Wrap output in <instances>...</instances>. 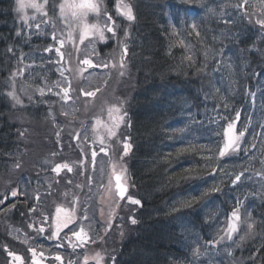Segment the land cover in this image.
<instances>
[{"label": "trees", "instance_id": "trees-1", "mask_svg": "<svg viewBox=\"0 0 264 264\" xmlns=\"http://www.w3.org/2000/svg\"><path fill=\"white\" fill-rule=\"evenodd\" d=\"M216 1L131 0L136 19L130 32L128 63L139 85L130 97L128 171L143 206L137 211L139 224L133 228V235L120 242L121 247L116 249V264H187L184 256L189 258L195 228L206 227L204 210L211 218L217 204L227 206V194H230L227 177L221 185L220 200H216L217 195L209 198L210 194L200 197L191 206L182 203L189 194L213 183L219 184V176L213 179L209 172L212 167L218 168L220 164L224 167L227 162L219 160L205 167L206 150L215 151L219 138L211 131L216 125L209 124L205 115H199L203 107L216 106L221 101L219 96L227 93L225 99L232 107L231 116L228 108L225 116L234 118L235 111H240L244 126L255 127L258 137L264 135V79L261 74L254 75L261 70L258 68L262 58L248 51L254 43L262 45L264 41H254L259 34L250 27L249 36L244 33L238 38L242 46L236 43L224 30L241 31L239 24H235L237 13H232L233 9L228 8L226 2ZM238 2L234 0V4ZM13 3L14 0H0V178L14 182L17 177L11 168L20 162L21 148L13 112L8 100L2 97L13 52L21 46L16 35ZM200 3L208 8L207 12L198 6ZM199 14L203 16L195 23L200 32L197 37L185 18ZM211 15H214L213 20L209 19ZM219 16L228 19L231 16L233 22L229 25L218 22L215 18ZM169 23H172L171 28ZM178 40L190 45L191 50L175 44ZM9 47L12 52L7 51ZM243 47L244 55L240 57L242 53L238 48ZM209 49L207 66L198 71L205 63L203 52ZM188 54H193L196 60L193 67H188L187 61L182 62ZM213 86L220 89L216 98L212 96ZM255 90L262 92L260 110L258 105L252 107L247 95ZM28 112L32 117L38 115L26 110ZM209 117L218 118L215 113H210ZM178 128L184 131L177 132ZM263 158L264 154L259 153L245 168L254 169L256 175L264 172ZM189 166H192L190 170H186ZM189 176L192 178H187ZM257 212L264 221V204ZM4 229L7 236L9 226L7 230L0 226V232ZM259 232L251 242V247L258 250L255 264L264 262V247L259 248L264 244L261 239L264 224L260 223ZM254 250L250 253L255 254Z\"/></svg>", "mask_w": 264, "mask_h": 264}, {"label": "rangeland", "instance_id": "rangeland-1", "mask_svg": "<svg viewBox=\"0 0 264 264\" xmlns=\"http://www.w3.org/2000/svg\"><path fill=\"white\" fill-rule=\"evenodd\" d=\"M39 2L43 3L44 0H39ZM63 2L64 0H56L55 15H53V12L51 11L53 0H48V4L45 6V11L48 12V16H44L42 12H36L35 9H27L28 15L30 17L32 16L36 17L35 21L29 20V23L33 25V27L29 29L28 24H25L23 21H21L19 19V14L15 12L16 4L14 0V16L16 17L17 25H18L17 31L22 29V34L19 36V41L21 46L15 52V55L13 54L12 73L9 76V79H7L6 81V95L7 98L9 99L8 102L11 107V112H13V116H12L14 120L13 124L16 126V130L19 135L18 141L20 144L21 153H20V163L16 164L19 165V167H16V165H14L12 166L11 171L12 173L16 174L15 176L20 179V182L22 184L25 183V177L29 179L31 183L30 190L32 192V196L39 198L37 202L38 201L44 202L49 197L51 190L53 189L52 182L55 179L54 180L52 179H53V175L54 177L56 176V172L52 171V167L55 165L56 160L58 162L68 163L75 170L79 169V167L76 165L78 161V157H75V153L77 150H79L77 149V147H79L78 137L81 134L82 130L84 128L86 130L89 129L90 133H92L93 137H95L93 131V129L95 128V120L99 118L103 123L110 124L111 121L109 120V116H108V108L113 105L119 106L122 103L123 110H126V112L129 114L131 94L134 92V90L138 88L139 85L136 77L132 74L131 70L129 69V64L127 62L126 57H125V62L127 68L124 71V75L121 76L119 74V72L121 71L119 67L113 68L111 66L114 61L118 62L120 60L122 46L127 45L128 48L129 31H131L132 29V23L134 24V21L130 22L126 18L117 15L115 9L116 0H106V3H103V8L107 9L108 14L112 15L113 19L116 21V24L119 26L117 28V40L110 39L109 50H106V52L99 50L102 58L108 63L109 65L108 67L87 69L86 71H83V73L81 74V68H86V66L82 65L80 63V60L76 59V52L73 57L67 55L72 50L75 51L74 47L69 52H66L65 59L62 61L63 67H61L60 64H57L55 67H53L51 64H47L41 61L40 59H32L29 57L28 54L32 53L33 49L36 48V46L51 45L53 43L50 35L48 36L35 35V33L38 32L39 30L35 29L34 25L36 23H41V21H43V23H41V28L44 29L46 33L53 31L51 25L55 23L57 25V28L59 29V31L56 32V35L59 37V39L66 40L67 43L72 45L70 41H67L68 32L71 31L73 33V36H76V34L79 32V29L76 27L70 12L67 17L60 16L59 4ZM125 2L131 4V0H125ZM261 5H264V0H248L247 6H251L253 10L251 9L245 10L244 8H242L243 11H245L244 14L246 16L245 15H241L240 17L238 16L236 21L242 20L245 17H250L251 22L253 24L257 19L264 18V14H262V9L264 7H261ZM202 16L203 14H199L196 16L190 15L186 17L190 21V25H192L193 23H196V21H198L200 18L202 20ZM92 17L93 14H90L89 16L90 22H93ZM241 17L243 18L241 19ZM69 25H71V28L69 27ZM254 28L255 30L258 31L259 35L264 36V29H262L256 23ZM224 31H226L227 33L229 32V37L232 36V38L235 39V42L240 44L238 38L243 37L244 35L243 31H239L238 29L231 32L227 30ZM125 34H127L126 38H125ZM107 35L109 37L111 36L110 33H108ZM29 36L31 37L30 40H28ZM117 41H121L122 44H118ZM85 44H88V41H86ZM254 44L255 45L248 48V51H251L252 53L258 55V57L262 58L261 66L258 69H261L259 75L261 74L264 79V43L262 45H259L258 43H254ZM78 46L81 49H83L84 47L82 45H78ZM238 49H240L242 53L240 55L241 57L242 55H244V51H245L244 47ZM62 51H64V49H62ZM37 55L38 56L43 55L47 57L50 54L47 52H42V53H37ZM21 56L23 57L22 62L19 59ZM222 57H224V54H222ZM95 60L96 58L93 57V61ZM245 62H247V60ZM28 65H32V66L28 67ZM57 68H59L60 71L63 72V76L60 75V71L56 70ZM45 78L47 80V83H45ZM56 81H60L61 87L67 86V82L71 83L72 91L69 92V95L72 97V99L68 101H64L61 99V96L55 94L56 92L60 91V89L55 86ZM26 85H30V87H26ZM38 88H43L45 90L44 96L40 95V93L37 91ZM49 89H51V91H49ZM81 89H83V91ZM11 91L15 92V95L19 99L20 103H17L16 100H14L11 96L8 95V93ZM87 91H94L96 92V95L94 97L85 96L84 92ZM250 93H254L255 95V101L253 103V101L250 98V95L247 93L252 107L258 105V110H260L262 106L260 95L262 94V92L255 90L254 92H250ZM223 96L226 99L228 98L227 93H224ZM259 104L261 106H259ZM222 105L223 102L219 101L214 107L219 109L222 115H225L226 110L223 109ZM214 107L211 106L203 107L201 109V114L199 115H205L206 117H209L210 113H215L213 111ZM231 107L232 106L228 105V113L230 116H231V112H230ZM26 110L34 111V113L38 115L32 117L33 114H31L30 116L29 112L26 113ZM64 113H67V115H64ZM126 121H127V117H126ZM242 126H244V123L242 122V119H240L238 128ZM244 127H247V134L244 137V141L246 143L241 144L242 151L237 155L231 157H225L222 160L227 159L226 160L227 162L225 164L226 166L224 165V170L226 171L231 172L233 169H235V171L238 172L242 169H247V171L245 172V176L241 178L243 182L240 189L241 193H244L245 195L247 193L248 197H252L253 199L256 198L258 199L262 195H264V176H262L264 172H260L259 174L256 175L253 172L254 169L251 170L248 167L252 163V160H254L253 157L255 158L258 157L259 153L264 154V151L261 150L262 147H264V135H260V137H258L259 133L256 132L257 129H255V127H249L248 125ZM99 131L101 134L105 135L104 144L109 143V145H112L110 149L105 147L108 151L109 156L112 157L114 160H116L119 164H122L123 167L127 169L126 175L127 177H129V172H128L129 154L127 156H124L122 160L120 159V157L123 155L121 149L123 147L124 138H120L119 140L116 141V144L119 145V147H116V144H113V139L115 138L107 137L103 127H100ZM123 131H124V126L122 125L117 133V136L119 137L120 132ZM127 135H129L128 129H127ZM253 137H255V139H253ZM249 143H255L256 147L251 148L249 152H244L243 148L248 146ZM72 144L75 146L77 150L72 148ZM89 145H91L92 150L93 149L96 150L97 149L96 147H100V144L97 140L96 141L91 140L89 142ZM113 149H115V151ZM100 155H102V153H99L97 155L96 162L98 161ZM262 161H264V158ZM246 165H248V167L245 168ZM92 168L93 166H91V169ZM263 168H264V164H263ZM40 170L44 171L45 174L44 175L40 174V176H37L36 173L39 172ZM44 177L48 179L50 184L48 185L42 184L43 181L44 182L46 181L43 179ZM256 177H260L262 179V182L261 180H257L258 178ZM37 179H39V181L35 182ZM8 180L9 178L6 179L0 178V201L3 197L7 195V193L4 194V192H6L7 190V187H5L4 184L5 183L7 184ZM129 186L130 189L128 195L125 196L126 198L122 201V203H120V206L117 209V214L122 212V217L120 218V220L118 217H116L117 214L114 216L109 215V210L107 211L105 209V206L110 202V200L106 202L101 195H98L97 199L92 201V205L87 211L88 229L89 230L91 229V232L95 236L97 233L103 236L104 243L101 244L99 240L97 243L99 253L104 256L103 264H112L111 257L116 252V249H118L117 247L119 248L121 247L120 244L121 240H124L125 238H128L131 235H133V228L135 227V225L134 226L132 225L129 217H134L135 211H137L140 208V206L132 205L128 202V196H132L133 198L138 199L135 189H133L131 184H129ZM42 187H46V193L44 195L38 194V190ZM13 191L15 190H11L9 193H12ZM41 191L42 190L40 189V192ZM213 195H219V193H214ZM107 198H111V197H107ZM55 199L56 197L53 196L52 201L50 203H51V207L53 208L54 206L52 205V203L55 204V210H56L59 203L56 202ZM81 202L79 200V197H76L74 199V203L76 206L80 205ZM34 203H36V201ZM4 207L5 206H3L2 203L0 202L1 228L8 227V220L12 219L13 216L18 217L19 219L18 222L20 223L21 227L14 225L15 231H11L8 237L5 236V229L2 230V232H0V264H21V261L14 260L13 256L11 255L8 256V254L5 253L6 252L5 249L8 246H10L9 248H11L13 251H16L14 250L16 249L14 247H17V250L25 252L23 254L25 256L28 255L27 257H30L31 259L33 257H32V251L30 249H35L38 254L35 259L39 260L40 264H45L44 263L45 261L44 262L40 261L41 256H39V251L45 250L47 246H40L37 244V242L33 243L25 239L28 235L27 229L25 227V223L27 220H29V216H28L29 212H24V214H21V212L24 211L21 208L15 207L12 210H7L4 209ZM55 210L53 209V212L51 214L52 216H49L51 221L48 218L45 219L40 218V223H44V224L48 223V225L51 226L49 229L45 228L44 234L50 232L53 233L51 229L55 228L56 220L53 219L55 218L53 217L55 215ZM225 213L226 212L224 213L219 212L218 215L214 213V215H212L211 218L209 216H206L203 220V223H207L213 218L218 220L222 219L223 221H225L224 219L226 215ZM255 216L257 217V219H259L260 222L262 218L260 214L255 213ZM246 219H247L246 213L244 212L242 213L240 230L235 235L240 234L243 231L245 232L246 224L244 223V221ZM120 223H122V225ZM106 224L110 228V230L107 231L106 234L107 235L111 234L110 237L104 236L105 234L104 225ZM118 224L121 226H119ZM226 224L227 222H225L222 229L226 227ZM221 227H219L217 230V233H219L218 235L223 234L222 232L219 231ZM64 230L66 231L61 234V232ZM89 230L86 229L88 234L90 232ZM62 231L60 232L61 234L60 236L64 235L63 238L65 239V233H70L69 229H63ZM92 233L91 236H94ZM70 236L71 234L68 235L67 237L68 239H66L69 240L70 243H68L63 239L66 244L65 250L67 252L65 253V255L63 256L60 255V256L64 258V260L62 261L55 260L56 254H52L54 260L46 261V264H60V263L65 264L66 260L71 259V257H75L76 249L74 250L72 247V245L75 243L71 242ZM74 237L75 236H73V238ZM6 242L10 243L8 244L7 247L4 246ZM225 242L226 240L218 244L221 245L220 248L221 251H219L218 253L220 258L225 254L223 248V244ZM191 243L194 244V248L202 247L201 253H203V255L205 254L204 251H206L207 246L205 245L203 240L193 235L191 239ZM76 244H78V242ZM59 246L60 245L58 244L55 245L56 251L60 250ZM77 248L80 247L77 246ZM88 253H86V255L89 258V264H96V261L92 259L95 256H92L90 254L91 251L89 254ZM21 257L23 260V264H32L31 260L30 262H26L25 257L23 256ZM81 258L83 261V257ZM80 260L81 259H78L76 257L75 264H82V262L80 263ZM218 261L215 264H217ZM202 264H207V263L203 262ZM219 264H236V262L233 260H228L227 257H225L220 259Z\"/></svg>", "mask_w": 264, "mask_h": 264}, {"label": "snow or ice", "instance_id": "snow-or-ice-1", "mask_svg": "<svg viewBox=\"0 0 264 264\" xmlns=\"http://www.w3.org/2000/svg\"><path fill=\"white\" fill-rule=\"evenodd\" d=\"M15 12L19 14V19L23 21L25 24H28L29 29L33 27L32 24L29 23V20L35 21L36 17L32 16L30 17L28 15L27 9H35L36 12H42L44 16H48V12L45 11V6L48 4V0H44L43 3H40L39 0H15ZM248 4V0H239L238 3L233 4L232 7L234 9H241L244 8ZM261 7H264V5H261ZM103 9V11H102ZM115 9L118 16H122L126 18L128 21H134L136 19V16L134 14L133 8L130 3H126L125 0H116ZM59 10H60V16L67 17L69 12L71 13V17L76 25V27L79 29V32L76 34V36H73V33L71 31L68 32L67 41H70L75 48L76 52V59L80 60V63L86 68H81V74L83 71H86L87 69L91 68H98V67H108V63L102 58L101 53L99 49L96 47L98 43H107L109 39L117 40V28L119 27L116 24V21L113 19L112 15L108 14L107 9L103 8L102 0H64L63 3L59 4ZM51 11L53 12V15H55L56 11V0H53ZM90 14H93L92 20L93 22L89 21ZM243 17H241L242 19ZM233 22V18L230 16L229 19L224 20V23H230ZM251 23V21H249ZM43 23V21H41ZM41 23H36L34 25L35 29L39 30L35 33L37 36H51V39L53 43L51 45H39L36 46V48L33 49V52L28 54L30 58L32 59H40L41 61L51 64L53 67H55L57 64H60L61 67H63L62 61L65 59L66 52L62 51V49H65L66 46V40L59 39V37L56 35V32L59 31L57 28V25L53 23L51 25L53 31L46 33L44 29L41 28ZM257 25H259L262 29H264V18L257 19L255 21ZM71 28V25H69ZM191 29L193 32H195V35L197 37L200 36V32L197 30V26L195 23L191 25ZM175 28H173V32L175 33ZM110 33L111 36L109 37L107 34ZM22 34V29L18 30L16 32L17 36H20ZM127 34H125L126 38ZM31 37H28V40H30ZM88 41V44H85V42ZM118 44H122L121 41H117ZM175 44H178L181 48H187L189 51L191 50V46H186L183 40H178L175 42ZM58 45V46H57ZM78 45L84 46L83 49H81ZM8 52H12V48L9 47L7 49ZM47 52L50 55L45 57L43 55H37V53ZM211 50H205L203 52L204 56V65L198 69V71H203L204 67L207 66V60L209 59ZM128 48L127 45L122 46V52L121 57L118 62H113L112 67L121 69L119 74L122 76L124 75V71L127 68L125 57L127 56ZM15 55V53H13ZM67 55L71 56V53H68ZM110 55V54H109ZM93 57L96 58L97 62L94 63ZM20 61L22 62L23 57L21 56ZM187 61L188 67H193L196 65V60L194 59L193 54H188L182 58V62ZM222 63V61H221ZM32 65H28V67H31ZM57 71H60L59 68L56 69ZM60 75L63 76V72L60 71ZM254 75H259V73H254ZM45 83H47V80L45 78ZM55 86L60 89L59 92H56L55 94L58 96H61V99L64 101H68L72 99V97L69 95V92L72 91L71 83L67 82V86L61 87L60 81H56ZM14 87V85H13ZM26 87H30V85H26ZM214 87V92L212 93V96L216 98L219 95L220 89ZM83 91V89H81ZM37 91L40 93L41 96L45 95V90L43 88H38ZM51 91V89H49ZM9 96H11L14 100H16L17 103H20L19 99L16 97L15 92L11 91L8 93ZM85 96H92L94 97L96 95V92L94 91H87L84 92ZM251 100L255 101V95L254 93H249ZM208 96H205V99H207ZM219 99L223 101V108L227 110L228 103L226 99L223 96H219ZM213 111L216 113V116L218 118L208 117L207 122L209 124H215L216 127L212 128L211 131L219 138L217 141V147L215 151L212 149H207L206 151L209 153L205 157H203L205 162V167L210 166L212 163L222 160L225 157H231L234 155L239 154L241 149V144L246 143L244 141V137L247 134V127H239L240 122V111H235L234 118H229V116L222 115L219 111V109L215 108ZM64 115H67V113H64ZM108 116L109 120L111 121L110 124L103 123L101 119L97 118L95 120V128L93 129L96 140L99 142L100 147L99 150H91L90 157L88 158L89 162L95 167L96 158L99 153H104L105 156L108 155V151L105 147H103L105 142V135L101 134L99 131L100 127L104 128V132L106 133L107 137L115 138L113 139V144H116V141L120 138H124L123 147L121 149L123 155L120 157L122 160L124 156H127L129 152L131 151V137L127 135V129L131 127V123L126 121L127 112L126 110H123V104L116 106L113 105L108 108ZM124 126V131L120 132L119 137L117 136V133L121 126ZM177 132H183V128L176 129ZM79 138V137H78ZM255 139V137H253ZM112 145H110L111 147ZM116 147H119L118 144H116ZM256 147L255 143H249L248 146L243 148L244 152H249L251 148ZM115 151V149H113ZM264 151V147L261 149ZM255 159V157H253ZM264 164V161L261 162ZM16 167H19V165H16ZM192 166H189L190 170ZM67 169V172H72L73 169L68 163H62L58 164L55 168L52 169V171L56 172L57 175L64 170ZM103 171V169H101ZM247 169H242L240 171H235L233 169L231 172L225 171L222 164L219 165V167H212L211 171L209 172V175L213 177V179H216L217 176H219L220 183L216 184L213 183L208 188L196 192L194 194H189L188 199L182 201L183 204L191 206L192 203L197 202L198 199L202 196H209L213 193H222L223 189L221 185L225 184L224 177H227V184L231 187L232 190H235L238 185H242V177L245 176V172ZM127 169L123 167L122 164H112V174L111 178L109 179L108 188L111 190L112 188V178H114L115 184L114 187L118 193V196L121 200L124 199L125 195L128 192V188L126 186L127 182ZM264 176V174H262ZM187 178H192L191 176ZM70 182V181H69ZM12 196H16L17 192L13 191ZM236 199V204L232 208L230 214L228 215V220L226 227L224 229H220L219 231L222 232V235H218V238L214 241H211L210 243L217 245L221 242L227 240V241H233V237L236 233L240 230V222H241V216H240V209L243 206V201L239 198ZM2 202V201H0ZM128 202L132 205H138L142 207V202L140 199H135L132 196H128ZM15 207V205H13ZM34 210V209H32ZM177 209L173 208V211H176ZM247 219L244 221L246 224V229L243 235L239 236V240L235 241V246L240 247V242L244 241L246 239H250L254 237L257 233L255 229L257 228V222L251 220V214L246 212ZM76 214L74 211L64 208L63 206H58L55 210V231L54 233H49V239L52 238H59L60 232L63 229H66L69 227V224L74 223L76 220ZM84 219H88L87 213L84 214ZM130 222L132 224H136L137 220L134 217H129ZM261 224H264V221L260 222ZM51 227V226H50ZM79 230H76V228L69 229V232L72 236L76 237V240L79 242V245L73 244L72 247L75 250L77 246L83 248L85 244L88 242H91L93 244L99 242L101 244L104 243L103 236H101L99 233L96 234V236H89L88 232L86 231L85 227L78 225L77 226ZM110 228L107 226L105 227V234L107 231H109ZM45 231L44 227H40L37 229V233H43ZM122 235V233H121ZM68 233H65V237L67 238ZM262 240H264V236L261 237ZM264 247V244L261 245ZM32 251V257L34 264H40L39 260H36L37 252L35 249H31ZM224 251L231 256L232 255V247L229 245L224 249ZM9 255L13 256L14 260L21 261V264H23L22 257L19 255H16L15 253H9ZM193 255L199 256L203 255V253L200 252L199 247H196L193 249ZM39 256H43V252L39 253ZM78 259L80 257H83L82 264H89V258L86 254L83 252L77 253ZM96 261V264H103L104 262V256L101 255L99 252L96 254L95 257H93ZM55 260L62 261V257L60 255L55 256ZM112 264H116V258L113 255L111 257ZM249 264H255V258L252 255H249L248 257ZM68 264H75L74 261L69 260ZM264 264V262H262Z\"/></svg>", "mask_w": 264, "mask_h": 264}, {"label": "bare ground", "instance_id": "bare-ground-1", "mask_svg": "<svg viewBox=\"0 0 264 264\" xmlns=\"http://www.w3.org/2000/svg\"><path fill=\"white\" fill-rule=\"evenodd\" d=\"M220 2V3H227V7L228 8H231V9H233V12L232 13H237L236 14V18L239 16H241V15H245L244 14V12L245 11H243V9L241 10V9H236L235 11H234V8L232 7V5L234 4V0H217L216 2ZM198 6H200V8L201 9H204V12H207L208 11V8L207 7H205V6H203V3H200V4H198ZM208 6H210V4H209V2H208ZM249 7V8H248ZM244 9L245 10H248V9H251V10H253V8L251 7V6H245L244 7ZM232 13H229V14H232ZM262 14H264V8L262 9ZM208 16V15H207ZM206 16V17H207ZM246 16V15H245ZM210 20H213L214 19V15H211L210 16V18H209ZM217 21H219V22H221V23H224V20H227L228 18H222V17H216L215 18ZM246 21V23L244 22V21ZM185 21H186V23L187 24H189L188 23V19H186L185 18ZM238 21V20H237ZM249 21H251V19H250V17H245L244 19H242V20H239L238 22H241V23H238L239 24V26L243 29V30H241V31H243V33H245L246 35H248L249 36V29L248 28H250L251 27V29H253V30H255V28H254V26H255V22L252 24V22L250 23ZM170 24V23H169ZM227 25H229V23H227ZM172 27V23L170 24V28ZM263 36V35H262ZM261 35H257L256 37H255V39H254V41H257V40H261V41H264V36L262 37ZM230 38H232V36L230 37ZM3 99H6V100H9L8 98H7V96H6V92H4L3 93Z\"/></svg>", "mask_w": 264, "mask_h": 264}, {"label": "clouds", "instance_id": "clouds-1", "mask_svg": "<svg viewBox=\"0 0 264 264\" xmlns=\"http://www.w3.org/2000/svg\"><path fill=\"white\" fill-rule=\"evenodd\" d=\"M102 3H106V0H102Z\"/></svg>", "mask_w": 264, "mask_h": 264}]
</instances>
